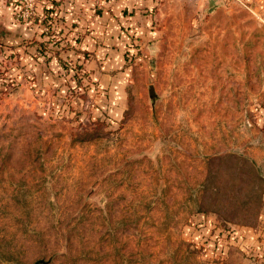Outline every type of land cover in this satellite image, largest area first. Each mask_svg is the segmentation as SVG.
I'll return each instance as SVG.
<instances>
[{"label":"rangeland","instance_id":"374dc122","mask_svg":"<svg viewBox=\"0 0 264 264\" xmlns=\"http://www.w3.org/2000/svg\"><path fill=\"white\" fill-rule=\"evenodd\" d=\"M36 1L5 3L60 60L20 88L0 50V264H264V0L117 16L115 43Z\"/></svg>","mask_w":264,"mask_h":264},{"label":"crops","instance_id":"0c3cea01","mask_svg":"<svg viewBox=\"0 0 264 264\" xmlns=\"http://www.w3.org/2000/svg\"><path fill=\"white\" fill-rule=\"evenodd\" d=\"M44 2L45 0L36 1V9L42 8L43 10L42 3ZM183 4L186 5L182 2L181 5ZM190 4L192 5L191 1ZM179 6L180 3L178 4L174 0H104L103 2L102 0H62L61 3L67 24L77 25L78 29L87 28L90 30V34L94 31L101 32L100 37H103L104 31H106L105 37H109L114 43L118 41L119 34L123 30L115 21L117 16H120L119 20L123 22L122 25L126 30L140 22L143 25L141 29L147 31L148 36L154 37L153 34L159 30L156 26L161 25L160 19L164 15H173V10ZM15 11L12 5L0 2V50H3L5 54H11L14 59V62L7 60L1 70L6 68V74H20V88H25L28 85L25 74L33 79L49 82L50 76L53 74L52 62L59 61L60 56L58 59L54 58V61H51L50 57L42 56L39 43L29 41L35 30L29 23L16 21ZM94 14H98L95 23L91 20V16ZM86 42L91 49L95 47L94 39L90 38ZM46 47L49 46L45 45L44 48ZM113 62L115 63L117 60L113 58ZM117 64L120 66V60ZM113 73L108 71V73L103 74ZM118 74L123 73L119 72ZM252 240L257 250L261 249V246L264 249V245L258 243L257 238L252 237Z\"/></svg>","mask_w":264,"mask_h":264},{"label":"built area","instance_id":"2783aa9c","mask_svg":"<svg viewBox=\"0 0 264 264\" xmlns=\"http://www.w3.org/2000/svg\"><path fill=\"white\" fill-rule=\"evenodd\" d=\"M7 1H14L20 4V13L18 14V18H24L27 19L29 17H32L34 14V0H0V2H7ZM4 58L0 54V61H3Z\"/></svg>","mask_w":264,"mask_h":264},{"label":"water","instance_id":"95a60500","mask_svg":"<svg viewBox=\"0 0 264 264\" xmlns=\"http://www.w3.org/2000/svg\"><path fill=\"white\" fill-rule=\"evenodd\" d=\"M149 94H150V97L154 100V98H155V94H154L153 86H150V87H149Z\"/></svg>","mask_w":264,"mask_h":264},{"label":"trees","instance_id":"16d2710c","mask_svg":"<svg viewBox=\"0 0 264 264\" xmlns=\"http://www.w3.org/2000/svg\"><path fill=\"white\" fill-rule=\"evenodd\" d=\"M13 83V80H10ZM14 84V83H13Z\"/></svg>","mask_w":264,"mask_h":264}]
</instances>
